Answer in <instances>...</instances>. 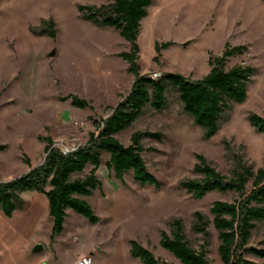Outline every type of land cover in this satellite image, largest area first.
I'll use <instances>...</instances> for the list:
<instances>
[{"label": "rangeland", "instance_id": "1", "mask_svg": "<svg viewBox=\"0 0 264 264\" xmlns=\"http://www.w3.org/2000/svg\"><path fill=\"white\" fill-rule=\"evenodd\" d=\"M114 0H0V182H10L42 166L45 147L73 150L85 145L91 133L124 101L137 79L154 74H180L193 81L206 77L211 56H222L227 45L247 50L230 59L256 70L244 103L230 108L211 137L184 110L176 90L166 92V105L148 104L143 115L117 133L124 146L135 133L144 136L142 153L153 183L135 179L134 172L118 178L102 154L96 175L102 187L84 199L99 218L68 210L64 229L56 234L43 192L25 191L23 209L9 216L0 211V264H74L80 253L95 252L93 264H144L132 254L139 242L163 264H183L161 245L182 220L191 246L200 251L208 241L192 231L194 215L209 220L207 257L223 264L218 232L212 224L215 202H235L236 192L213 191L195 197L182 183L198 179V157L207 159L230 178L241 157L255 171L264 166V133L250 120L264 117V0H153L141 22L137 40L139 70L123 56L133 44L121 31L85 17L81 7L101 8ZM74 98L85 101L81 107ZM93 165L77 177H86ZM49 189V188H48ZM253 189L252 180L246 192ZM43 250L35 252L39 246ZM250 246L264 248V220L252 231ZM257 264L264 258L245 255Z\"/></svg>", "mask_w": 264, "mask_h": 264}, {"label": "trees", "instance_id": "2", "mask_svg": "<svg viewBox=\"0 0 264 264\" xmlns=\"http://www.w3.org/2000/svg\"><path fill=\"white\" fill-rule=\"evenodd\" d=\"M152 4L153 0H114L109 6L97 9L81 7V11L89 20L119 29L133 44V53H125L123 56L131 64V70L137 72V40L141 22L147 17ZM246 50L243 46L232 48L227 45L222 56H211L210 73L198 81L172 73L153 80L150 76H141L137 72V79L129 95L110 117L96 122L98 132L91 133L85 145L65 155L51 140L45 147L46 158L42 166L13 181L0 182V211L9 216L13 215L16 210L23 209L26 205L21 194L35 191L43 192L48 197L49 215L56 234L63 231L69 209L93 222L98 221L93 208L84 198L102 187L96 172L102 163L103 153L110 154L107 165L116 177L122 178L127 172L133 171L138 181H156L148 171L142 155L144 147L141 140L144 136L160 139L162 133H135L129 146L121 144L115 135L132 126L143 115L146 105L151 104L155 109H162L167 103L166 92L169 88L178 92L184 110L206 131V136L215 135L230 103H244L247 99L248 85L256 70L243 65L228 69L230 59ZM74 103L81 107L87 105L78 98H74ZM250 120L259 132L264 133V117L251 114ZM4 149V146H0V150ZM232 157L237 166L230 178L223 176L207 159L199 156L200 163L196 165L195 173L200 178L188 180L181 185L197 198L213 191L236 192L240 195L241 198L235 202L218 201L211 208L212 224L218 232L219 255L223 264H257L245 255L264 258V248L249 245L257 222L264 220V166L255 171L241 157ZM89 164L93 165L91 172L84 178L77 177ZM250 180L253 189L247 193L246 187ZM209 224L204 214L195 213L192 231L202 234L208 240L200 251L191 246L183 222L179 219L172 222L171 235L165 232L162 234L161 245L183 264H213L207 257ZM131 252L140 257L144 264H163L139 242H132Z\"/></svg>", "mask_w": 264, "mask_h": 264}, {"label": "built area", "instance_id": "3", "mask_svg": "<svg viewBox=\"0 0 264 264\" xmlns=\"http://www.w3.org/2000/svg\"><path fill=\"white\" fill-rule=\"evenodd\" d=\"M150 78L153 80H158V79L162 78V76H161V74L156 73L153 76H150ZM55 147H56V145H55ZM56 148L60 149L62 151V153L65 155L76 150V149H73V150L61 149L59 147H56ZM93 263H94L93 257H91L90 255L80 256L74 262V264H93Z\"/></svg>", "mask_w": 264, "mask_h": 264}, {"label": "crops", "instance_id": "4", "mask_svg": "<svg viewBox=\"0 0 264 264\" xmlns=\"http://www.w3.org/2000/svg\"><path fill=\"white\" fill-rule=\"evenodd\" d=\"M67 213H68V210H67ZM52 227H53V224H52ZM90 254L95 256V252L93 250H89L87 253H80L77 257L90 255Z\"/></svg>", "mask_w": 264, "mask_h": 264}, {"label": "water", "instance_id": "5", "mask_svg": "<svg viewBox=\"0 0 264 264\" xmlns=\"http://www.w3.org/2000/svg\"><path fill=\"white\" fill-rule=\"evenodd\" d=\"M43 250V246L39 245L36 249L35 252H39ZM91 257H93V255L90 254Z\"/></svg>", "mask_w": 264, "mask_h": 264}]
</instances>
